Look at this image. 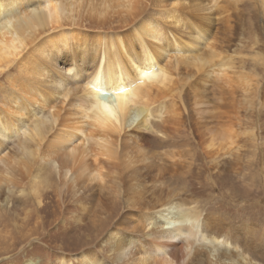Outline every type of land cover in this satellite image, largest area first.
Segmentation results:
<instances>
[{"label": "bare ground", "instance_id": "obj_1", "mask_svg": "<svg viewBox=\"0 0 264 264\" xmlns=\"http://www.w3.org/2000/svg\"><path fill=\"white\" fill-rule=\"evenodd\" d=\"M239 1L172 0L161 18H142L123 44L119 36L105 43L95 35L80 38L63 27L79 2L78 17L86 9L97 15L122 7L130 11L132 4L126 0H0V72L22 52L27 64L19 67L24 80L11 82V94L0 108V180L13 181L20 173L40 204V186L47 187V179L54 176L77 197L83 216L91 192L109 184L120 189L125 171L132 184L124 194L125 204L138 220L120 221L102 239L115 264H190L202 253L209 264H264V255L252 253L255 247L264 253V241L255 243L250 234L254 228L222 227L216 216L185 210L195 201L180 199L166 186L160 169L152 174L145 151L146 132L160 139L155 138L157 148L172 146L171 136L181 132L183 95L171 94L174 90L167 86L181 71L190 78L209 68L206 78L220 82L230 102L249 99L251 76L236 74L233 57L212 44L213 22ZM228 18L221 22L227 25ZM46 69L53 74L48 87L39 80ZM57 98L63 99L60 105L53 104ZM216 124L205 131L195 124L188 133L214 153L211 159L231 154L237 144L234 124ZM7 145L17 154L11 161ZM138 173L152 178L138 185ZM102 214L107 220L106 212ZM78 260L96 262L86 252Z\"/></svg>", "mask_w": 264, "mask_h": 264}, {"label": "rangeland", "instance_id": "obj_2", "mask_svg": "<svg viewBox=\"0 0 264 264\" xmlns=\"http://www.w3.org/2000/svg\"><path fill=\"white\" fill-rule=\"evenodd\" d=\"M127 2L132 4V9L127 12V8L122 7L97 15L86 9L78 17L81 10L79 2V7L73 10L74 17L65 22L63 28H69L80 38L84 34L95 35L105 43L119 36L124 44L142 18H161L162 9L170 5L172 0ZM229 10L222 12L219 21L213 22L212 44L218 50L223 47L222 50L228 51L227 54L233 57V67H238L233 70L236 74L240 72L248 78L251 76L253 91L249 90L247 94L252 98L230 102L231 96L225 87L211 77L206 78L209 68L204 69L203 75L190 78L181 71V79L172 77L167 85L174 90L171 94L181 91L183 95L182 105L186 110L181 114L182 124L178 128L181 132L177 131L171 136L172 146L163 148L155 147L153 144L158 138L146 132L148 139L145 151L154 168L149 171L157 174L156 171L160 169L164 174V183L174 189L180 199L195 201L185 210L193 209L202 215L216 216L222 227L233 229L246 224L254 228L250 234L257 243L258 239L264 241V2L240 0ZM226 16H229L227 25L221 22ZM133 46L136 49L137 43L134 41ZM202 49V55H208ZM65 54L67 51L61 52L58 58ZM25 55L26 52H22L0 72V108L11 94V82L17 85L24 80L25 72H20L19 67L27 65ZM59 66H62L60 61ZM45 72L39 80L48 87L53 74L47 69ZM62 102V98H57L53 104L60 105ZM227 120L234 124L233 130L238 134L235 149L232 146L231 154L211 159L214 153L200 147L197 144L200 140L188 136V133L192 132L195 124L205 131ZM130 128L127 127L126 131H130ZM11 147L7 145L10 161L17 157ZM123 173L119 179L120 189L109 184L108 189L91 192L85 216H80L77 197L72 195L68 187L59 184L54 176L50 175L47 179V187L40 186V204L30 195L29 182L20 173L14 174L13 181L0 180V206H3L0 211V264H59L62 259H68L65 264H86L78 260L82 252L94 255L96 262L90 264H115L109 244L102 245V239L120 221L138 220L136 211L129 210L125 204L124 194L132 184L127 173ZM152 174L144 177L143 173L134 175L136 184L150 181ZM103 212H106L107 220L101 219ZM260 248H252V253L264 255ZM238 255H241V251ZM205 256L203 253L198 255L200 260L196 257L190 264H209Z\"/></svg>", "mask_w": 264, "mask_h": 264}]
</instances>
